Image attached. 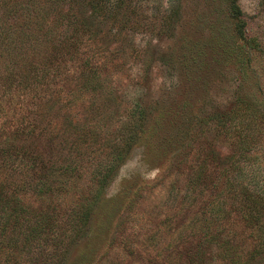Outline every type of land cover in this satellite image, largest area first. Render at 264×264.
<instances>
[{
  "label": "rangeland",
  "instance_id": "1",
  "mask_svg": "<svg viewBox=\"0 0 264 264\" xmlns=\"http://www.w3.org/2000/svg\"><path fill=\"white\" fill-rule=\"evenodd\" d=\"M115 1L0 44V186L67 242L0 264H264V0Z\"/></svg>",
  "mask_w": 264,
  "mask_h": 264
},
{
  "label": "trees",
  "instance_id": "2",
  "mask_svg": "<svg viewBox=\"0 0 264 264\" xmlns=\"http://www.w3.org/2000/svg\"><path fill=\"white\" fill-rule=\"evenodd\" d=\"M5 1L0 0V44L4 50L7 48L8 57L11 50H15L19 60L23 54L33 51L36 45L51 41L55 36L51 27L54 24L71 25L78 22L75 9L81 10L83 5H87L94 12L103 9L109 14L119 3L115 0H12L4 6ZM50 17H54L51 26L47 25ZM53 211L55 210L51 207L44 212L32 213L19 205L11 206L10 198L0 186V236H4L10 228L12 232L18 230L19 234L21 229L25 247L33 242H52L51 249L62 253L66 250V240L58 237L52 240L50 235L54 230L57 232L58 228L55 217L51 214ZM74 213L78 214V211Z\"/></svg>",
  "mask_w": 264,
  "mask_h": 264
}]
</instances>
